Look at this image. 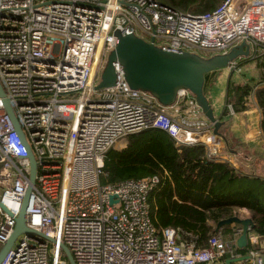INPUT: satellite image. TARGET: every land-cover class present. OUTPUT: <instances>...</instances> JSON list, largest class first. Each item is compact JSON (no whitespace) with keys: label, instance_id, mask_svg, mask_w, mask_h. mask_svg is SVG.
Listing matches in <instances>:
<instances>
[{"label":"built area","instance_id":"obj_1","mask_svg":"<svg viewBox=\"0 0 264 264\" xmlns=\"http://www.w3.org/2000/svg\"><path fill=\"white\" fill-rule=\"evenodd\" d=\"M115 30L203 58L244 42L248 56L227 66L239 70L240 60L264 56V0H223L202 13L160 0H0V84L36 162L25 224L46 237L20 234L0 264H71L63 246L74 264H263L254 249L238 251V227L226 238L214 232L204 247L178 227L157 228L148 201L157 175L102 182L106 152L146 128L179 147L201 144L208 159L219 152L213 124L188 89L163 105L131 88L118 61L114 85L94 88ZM23 140L0 97V202L9 211L0 207V248L30 183Z\"/></svg>","mask_w":264,"mask_h":264},{"label":"trees","instance_id":"obj_2","mask_svg":"<svg viewBox=\"0 0 264 264\" xmlns=\"http://www.w3.org/2000/svg\"><path fill=\"white\" fill-rule=\"evenodd\" d=\"M160 1L180 10L202 13L216 8L223 0ZM258 65L264 70V60ZM209 76L210 73L205 74V83ZM260 82L228 87L225 102L231 104L234 112L243 111L247 106L245 98L253 92L261 111L264 136V74ZM203 89L207 97L205 86ZM103 170L104 183L157 175L159 182L148 196L153 224L157 228L178 227L182 236L192 238L197 247H204L216 223L237 214L238 208L250 212L254 223L251 232L264 236V177L237 173L219 156L206 158L201 144L179 147L164 131L146 128L128 135L121 149L110 148L104 156ZM237 227L223 225L220 231L229 237ZM244 250L238 248L239 252Z\"/></svg>","mask_w":264,"mask_h":264},{"label":"water","instance_id":"obj_3","mask_svg":"<svg viewBox=\"0 0 264 264\" xmlns=\"http://www.w3.org/2000/svg\"><path fill=\"white\" fill-rule=\"evenodd\" d=\"M114 35L117 37V42L107 56L106 64L100 75V81L94 86L96 90L114 85L116 75L112 63L118 61L123 68L125 80L131 88L151 92L163 105H171L175 101L178 89H188L194 95L205 117L213 124V133L218 135V129L224 122L220 120L222 114L219 116L214 115L213 108L204 93L205 74L227 67L229 62L236 59L239 55L248 56L249 49L244 42L237 47H233L226 54H216L203 58L189 52H172L161 49L151 41L147 42L133 33H122L119 30H115ZM243 46L245 47L244 49ZM0 97L3 99L4 108L10 116L16 132L23 140V132L1 84ZM24 144L26 145L30 161V183L24 194L20 211L15 218L13 231L0 248V263L20 234L26 233L30 236L36 234L41 237L39 240L41 242L46 239L43 234L27 227L25 224L27 209L33 196L32 187L35 183L36 162L25 141ZM0 207L9 214V211L1 202ZM231 224L238 225L237 247L246 248L249 242L248 233L254 228L252 218L235 214L220 219L215 225L214 232L219 231L223 225ZM63 250L71 264H74L69 250L65 246H63ZM245 258L247 256L243 255L237 259Z\"/></svg>","mask_w":264,"mask_h":264},{"label":"crops","instance_id":"obj_4","mask_svg":"<svg viewBox=\"0 0 264 264\" xmlns=\"http://www.w3.org/2000/svg\"><path fill=\"white\" fill-rule=\"evenodd\" d=\"M254 60L258 71L261 73V78L257 82L259 84L263 80L264 70L258 65V62L264 60V58ZM240 61H246V59ZM206 83H204V86ZM242 84L245 83H228L227 88ZM260 85H262L261 82ZM251 97L252 104L249 103L243 111L231 113L224 99L222 111L219 114L214 112L215 116L222 114L220 120L224 123L221 126L226 129L224 132L226 138L222 139L217 135L218 156L223 160H227L237 173H248L264 177V136L260 128L261 111L253 98V94ZM247 103L245 100V104ZM256 126L258 129H256ZM236 211L242 217H250V212L245 208H238ZM249 233L256 234L251 231ZM249 244L251 247H248ZM248 245L241 253H245L248 249H254L261 256L264 264V236L256 234L255 240H250Z\"/></svg>","mask_w":264,"mask_h":264},{"label":"rangeland","instance_id":"obj_5","mask_svg":"<svg viewBox=\"0 0 264 264\" xmlns=\"http://www.w3.org/2000/svg\"><path fill=\"white\" fill-rule=\"evenodd\" d=\"M196 5V4H195ZM194 5V6H195ZM191 6V10L194 8ZM239 70L230 71L227 67L216 69L213 73H210L208 83L205 85V91L207 97L210 101V105L213 107L214 112L220 113L224 106L225 92L228 86V83H248L250 85L256 84L261 78V73L257 69L255 60L240 61L238 65ZM231 85V84H230ZM254 98V97H253ZM248 103L252 104V97L248 96L245 99ZM57 116H62L60 112H57ZM66 119L71 120L70 116H65ZM256 129L257 126H256ZM225 128L223 126L219 127L218 135L223 139L226 138L224 134ZM126 145L124 139H120L119 144L116 149H121ZM1 193V191H0ZM238 214V213H237ZM234 225V224H231ZM224 238H226L224 236Z\"/></svg>","mask_w":264,"mask_h":264}]
</instances>
